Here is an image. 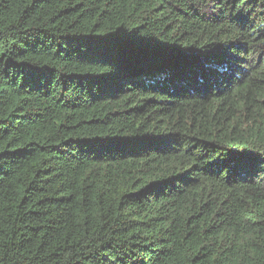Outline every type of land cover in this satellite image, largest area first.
Instances as JSON below:
<instances>
[{"label":"trees","instance_id":"obj_1","mask_svg":"<svg viewBox=\"0 0 264 264\" xmlns=\"http://www.w3.org/2000/svg\"><path fill=\"white\" fill-rule=\"evenodd\" d=\"M0 264H264V0H0Z\"/></svg>","mask_w":264,"mask_h":264}]
</instances>
